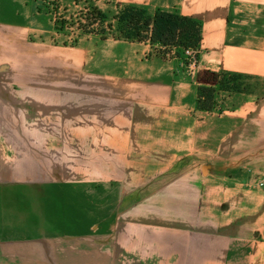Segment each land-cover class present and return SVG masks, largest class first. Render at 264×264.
Wrapping results in <instances>:
<instances>
[{
	"label": "crops",
	"instance_id": "obj_1",
	"mask_svg": "<svg viewBox=\"0 0 264 264\" xmlns=\"http://www.w3.org/2000/svg\"><path fill=\"white\" fill-rule=\"evenodd\" d=\"M104 1L200 20L198 71L0 0V264H264V0ZM207 72L262 87L201 113Z\"/></svg>",
	"mask_w": 264,
	"mask_h": 264
},
{
	"label": "trees",
	"instance_id": "obj_2",
	"mask_svg": "<svg viewBox=\"0 0 264 264\" xmlns=\"http://www.w3.org/2000/svg\"><path fill=\"white\" fill-rule=\"evenodd\" d=\"M60 2L61 0H54V3L50 4L58 10ZM82 21V36L137 43L149 42L153 47L165 48V52H174L175 59L186 69L189 65L186 50L200 49L203 41V26L200 20L164 10L149 14L145 7L138 5L118 6L112 18L99 8L92 7L86 9ZM67 24L66 21L56 19L57 32L65 31ZM201 81L197 110L207 114L223 113L222 96L256 94L258 87L262 85L259 79L228 72H207L202 75Z\"/></svg>",
	"mask_w": 264,
	"mask_h": 264
},
{
	"label": "rangeland",
	"instance_id": "obj_3",
	"mask_svg": "<svg viewBox=\"0 0 264 264\" xmlns=\"http://www.w3.org/2000/svg\"><path fill=\"white\" fill-rule=\"evenodd\" d=\"M99 3V2H98ZM46 10L52 13L53 20L66 21L67 27L65 31L58 32L59 35L65 37V43L69 45L75 44L79 36L82 35L81 26L83 24L82 16L86 14V9L96 7L104 11L110 18L116 13L118 7L111 2L101 1L98 6L97 1L95 0H77V5L73 2L68 3L61 0L60 8L55 9L53 4L44 5ZM81 37V36H80ZM262 85L257 89L259 92Z\"/></svg>",
	"mask_w": 264,
	"mask_h": 264
},
{
	"label": "built area",
	"instance_id": "obj_4",
	"mask_svg": "<svg viewBox=\"0 0 264 264\" xmlns=\"http://www.w3.org/2000/svg\"><path fill=\"white\" fill-rule=\"evenodd\" d=\"M47 2L50 3H54V0H47ZM74 45V43H73ZM163 51H166L165 48L160 47ZM171 53H168V55ZM199 54H200V49L198 50H194V49H188L186 50V58L189 62V65L187 67L188 71L192 74V75H196L197 71H198V66H199ZM174 55V54H173ZM255 186L258 189H264V177L262 178H258L255 181Z\"/></svg>",
	"mask_w": 264,
	"mask_h": 264
}]
</instances>
